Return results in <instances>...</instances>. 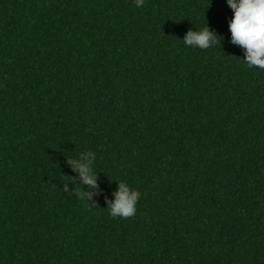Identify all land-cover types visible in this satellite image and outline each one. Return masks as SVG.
Here are the masks:
<instances>
[{"label":"trees","instance_id":"16d2710c","mask_svg":"<svg viewBox=\"0 0 264 264\" xmlns=\"http://www.w3.org/2000/svg\"><path fill=\"white\" fill-rule=\"evenodd\" d=\"M232 17L226 0H0V264H264V70ZM206 25L221 44L180 40ZM88 151L90 205L66 177ZM120 181L141 192L128 218L106 209Z\"/></svg>","mask_w":264,"mask_h":264},{"label":"clouds","instance_id":"9594fccd","mask_svg":"<svg viewBox=\"0 0 264 264\" xmlns=\"http://www.w3.org/2000/svg\"><path fill=\"white\" fill-rule=\"evenodd\" d=\"M233 12L228 28L230 42L243 50V63L249 67L264 70V0H226ZM137 7H143L144 0H135ZM188 47L202 50L221 44L222 37L216 35L206 25L203 29H189L183 39ZM96 154L92 151L81 153L79 157H70L67 163L76 177H68V182L78 178L80 186L74 189L76 196L90 205L94 189L98 187V173L95 171ZM118 188L112 193L113 199L107 200V210L112 217L128 218L136 214V205L141 192L127 182H117ZM83 186V187H81ZM64 191L67 192L65 185ZM93 206V205H91Z\"/></svg>","mask_w":264,"mask_h":264}]
</instances>
